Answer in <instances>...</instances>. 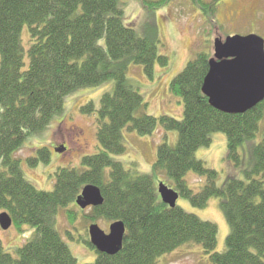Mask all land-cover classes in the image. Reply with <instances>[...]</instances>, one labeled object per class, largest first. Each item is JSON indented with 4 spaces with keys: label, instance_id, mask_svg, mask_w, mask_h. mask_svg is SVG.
Wrapping results in <instances>:
<instances>
[{
    "label": "trees",
    "instance_id": "obj_1",
    "mask_svg": "<svg viewBox=\"0 0 264 264\" xmlns=\"http://www.w3.org/2000/svg\"><path fill=\"white\" fill-rule=\"evenodd\" d=\"M147 1L145 7L156 10L171 0ZM193 1L208 15L217 11L216 0ZM210 58L208 52H198L170 82V91L184 103V117H156L145 112L147 103L128 82V70L131 63L140 64L153 77L155 66H166L169 58L159 52L157 42L125 23L124 0H0V210L7 211L13 223L35 231L17 255L6 251L0 239V264H77L56 222L88 184L97 185L104 197L90 219L122 220L126 225L123 245L114 255L97 250L89 235L82 239L96 252L90 264H159L161 256L186 243L201 245L215 264H264V136L253 147L244 178L233 177L222 186L218 172L196 157L215 132H223L228 158L239 165L240 147L259 131L264 100L239 114L214 108L202 91ZM110 80L114 88L101 96L98 108L93 101L82 107L84 113L97 115L101 150L85 156L80 167L59 168L52 191L37 188L26 178L17 152L62 114L69 94ZM159 126L176 130L178 142L158 145L153 173L170 178L195 207H206L212 197L220 199L230 226L224 252L216 251L215 223L179 205L170 207L161 199L152 173L128 170L113 157L126 152L125 128L146 135ZM49 155L43 147L29 163L48 161ZM191 171L207 178L198 191L187 181Z\"/></svg>",
    "mask_w": 264,
    "mask_h": 264
},
{
    "label": "rangeland",
    "instance_id": "obj_2",
    "mask_svg": "<svg viewBox=\"0 0 264 264\" xmlns=\"http://www.w3.org/2000/svg\"><path fill=\"white\" fill-rule=\"evenodd\" d=\"M144 2L148 3L147 0H124L125 23L133 26L140 35L157 42L159 52L167 55L169 62L166 66L157 64L153 77L145 73L142 65L131 63L128 82L144 96L147 103L145 112L156 117L164 114L176 119L184 117V103L181 97L170 91V82L198 52H208L213 57L216 37L226 39L237 34H256L264 38V0H216L217 11L212 15L206 14L198 2L193 0H171L156 10L147 9ZM22 36L25 45L29 43L28 26L24 27ZM114 85V80H110L100 86L79 88L69 94L62 114L45 131L31 136L17 152L26 178L37 188L52 191L56 183L55 173L59 168L80 167L85 156L101 150L97 140V115L84 113L82 107L93 101L98 108L101 96L112 91ZM263 134L264 118L260 122L257 135L240 147L239 165L228 158L227 136L223 132H215L211 144L200 148L196 157L218 172L217 182L222 186L233 177L244 178L243 170L250 167L253 147L262 140ZM124 139L126 152L113 155L117 161L128 170L152 173L157 188L161 182L174 188L170 178L162 173H153L152 169L157 159L158 145L162 141H167L172 146L177 145L176 130H165L159 126L153 134L144 135L125 128ZM62 144L68 148L65 152L58 151ZM43 147L49 149V160H39L37 164L31 165L29 158L38 157V150ZM187 181L192 189L198 191L207 182V178L191 171L187 175ZM177 205L188 213L215 223L218 226L216 251L226 250L230 226L218 197H212L206 207L199 208L180 196ZM92 210L82 209L73 203L62 209L57 216L56 226L76 256L77 264H90L96 260V252L82 241L89 235V225L96 222L109 233L112 223L104 218L92 221ZM68 211L72 213V218ZM34 232L30 225L19 226L13 223L7 230L0 226V239L6 251L17 255L18 248L31 239ZM159 264L215 263L201 245L186 243L161 256Z\"/></svg>",
    "mask_w": 264,
    "mask_h": 264
},
{
    "label": "water",
    "instance_id": "obj_3",
    "mask_svg": "<svg viewBox=\"0 0 264 264\" xmlns=\"http://www.w3.org/2000/svg\"><path fill=\"white\" fill-rule=\"evenodd\" d=\"M215 54L209 60L202 91L210 104L225 113H245L264 100V38L256 34L233 35L226 39L216 37ZM64 148H59L62 152ZM162 200L175 207L179 193L163 182L159 185ZM104 203L101 189L86 185L77 204L86 208ZM13 223L7 212L0 214V225L7 230ZM126 225L122 220L111 223L109 233L93 223L89 227L91 243L97 250L109 255L119 252L123 245Z\"/></svg>",
    "mask_w": 264,
    "mask_h": 264
},
{
    "label": "flooded vegetation",
    "instance_id": "obj_4",
    "mask_svg": "<svg viewBox=\"0 0 264 264\" xmlns=\"http://www.w3.org/2000/svg\"><path fill=\"white\" fill-rule=\"evenodd\" d=\"M65 147H66V150H67L68 148H67V146H66V145H65Z\"/></svg>",
    "mask_w": 264,
    "mask_h": 264
}]
</instances>
